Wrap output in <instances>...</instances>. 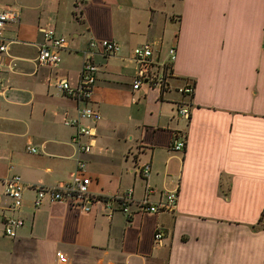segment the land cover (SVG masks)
<instances>
[{
  "label": "crops",
  "instance_id": "0c3cea01",
  "mask_svg": "<svg viewBox=\"0 0 264 264\" xmlns=\"http://www.w3.org/2000/svg\"><path fill=\"white\" fill-rule=\"evenodd\" d=\"M0 10L19 16L3 29L10 41L3 60L12 64L0 73V231L6 216L24 220L0 263L59 264L57 251L66 264H220L222 253L231 264L244 256L247 245L238 239L264 234L254 229L264 208V0H0ZM44 27L72 39L56 67L36 68ZM90 39L113 40L121 49L93 53ZM148 42L159 61L176 47L164 91L132 88L131 49ZM88 55L98 70L84 103L56 82L76 85ZM185 78L194 82L189 119L176 114ZM85 104L101 120L91 151L80 154L71 142L75 129L62 120ZM176 132L185 142L181 151L171 149ZM77 157L91 193L133 190L130 218L98 199L89 212L65 202L35 208L30 187L21 207L9 209L4 178L19 175L27 186L70 182ZM145 163L147 179L137 171ZM146 185L153 202L177 188L174 211L140 212ZM214 206L255 207V219L222 218L210 212ZM157 228L161 245L153 240Z\"/></svg>",
  "mask_w": 264,
  "mask_h": 264
},
{
  "label": "built area",
  "instance_id": "2783aa9c",
  "mask_svg": "<svg viewBox=\"0 0 264 264\" xmlns=\"http://www.w3.org/2000/svg\"><path fill=\"white\" fill-rule=\"evenodd\" d=\"M19 16L12 11L0 10V73L3 67H10L3 58L7 56L8 45L10 41L5 37L3 29L8 21H17ZM42 41L37 45V55L34 59L35 67L48 65L56 67L60 62V52L66 48V38L56 32L51 27L40 29ZM90 52H98L101 55H114L121 49L118 42L107 39H90ZM89 52V53H90ZM168 58L165 61L154 59V45L152 43H142L131 49L130 58L135 64L134 76L132 79V88L139 89L142 86L155 88L164 91L169 87V80L174 75L173 63L176 60V47L171 46L167 51ZM97 66L90 60V56L83 60L78 83L72 86L68 80L59 79L56 87L65 95L76 99L78 102L90 100L93 87L97 78ZM177 91L184 98L176 105V114L179 117L189 119L192 109V95L194 91V82L185 78L184 83L177 88ZM3 92L2 83L0 81V93ZM101 120L100 112L88 105L79 106L74 117H64L62 122L64 125L73 127L75 132L71 136V142L77 146L80 154H87L91 151L95 136L96 124ZM87 122L89 124H87ZM179 132L174 133L171 144L173 151H181L185 147V142L181 138ZM27 150L35 153L36 149L28 147ZM137 171L141 173L144 179L150 174V165L148 163L138 166ZM75 177L72 181L61 183L58 185H25L19 175H13L2 180L4 186V194L10 199L9 209L15 211L19 209L23 202V190L27 187L32 188L34 197L32 204L35 208L40 207L44 203L65 202L71 207L78 208L83 212L91 210V202L98 199L107 207L110 213L117 209L121 211L127 218L131 217L130 206L134 202L133 190L128 189L121 193L98 195L90 192L89 186L91 178L85 173V161L80 157L76 158ZM154 189L148 185L145 187L143 197L137 202L139 211L142 213L157 214L160 212H173L178 199V190H166L164 197L158 201H151L150 195ZM113 204L117 207L113 209ZM110 215V214H109ZM23 218L15 215L6 216L3 220V233L7 237L15 238L17 230L23 225ZM156 245H161L163 240V231L157 228L153 235ZM59 264L68 262L67 255L61 251L55 253Z\"/></svg>",
  "mask_w": 264,
  "mask_h": 264
},
{
  "label": "rangeland",
  "instance_id": "374dc122",
  "mask_svg": "<svg viewBox=\"0 0 264 264\" xmlns=\"http://www.w3.org/2000/svg\"><path fill=\"white\" fill-rule=\"evenodd\" d=\"M67 42L72 39L71 36L66 37ZM255 207H248L246 209H238L231 206L228 207H219L216 206L210 209L211 213L221 216L222 218H230L235 220L234 218L243 219L244 223L251 224V220L255 219ZM239 238H242L241 233L238 231L237 233ZM11 238L3 235L2 231H0V261L6 262L9 258L8 252L12 245ZM239 246L241 244L247 245V248L244 250V256H239L233 260V262L229 261L231 264H263L264 260V234H257L252 238H242L238 239ZM252 253V256L250 255ZM225 254L222 253L220 264H227L228 262L224 260ZM248 255V256H247ZM198 258V256H197ZM3 264V263H0Z\"/></svg>",
  "mask_w": 264,
  "mask_h": 264
},
{
  "label": "trees",
  "instance_id": "16d2710c",
  "mask_svg": "<svg viewBox=\"0 0 264 264\" xmlns=\"http://www.w3.org/2000/svg\"><path fill=\"white\" fill-rule=\"evenodd\" d=\"M255 230L264 229V208L260 214L257 225L254 227Z\"/></svg>",
  "mask_w": 264,
  "mask_h": 264
}]
</instances>
